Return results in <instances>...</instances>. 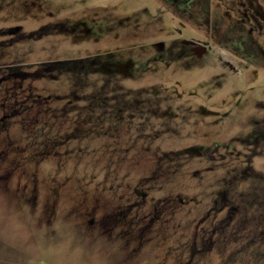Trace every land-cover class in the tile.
I'll list each match as a JSON object with an SVG mask.
<instances>
[{
  "label": "rangeland",
  "instance_id": "374dc122",
  "mask_svg": "<svg viewBox=\"0 0 264 264\" xmlns=\"http://www.w3.org/2000/svg\"><path fill=\"white\" fill-rule=\"evenodd\" d=\"M203 1L0 0V264H264V42L233 59ZM209 3L220 33L264 30V0Z\"/></svg>",
  "mask_w": 264,
  "mask_h": 264
},
{
  "label": "flooded vegetation",
  "instance_id": "af4514ba",
  "mask_svg": "<svg viewBox=\"0 0 264 264\" xmlns=\"http://www.w3.org/2000/svg\"><path fill=\"white\" fill-rule=\"evenodd\" d=\"M163 1H166L168 4H172V6L175 5L174 6L175 13L177 12V10H180L179 7L188 8L189 7L188 3L190 2V0H163ZM210 1L211 0H204L202 3H200L201 5L200 14H196V16L194 14H191L193 21L199 23L200 25L202 24L204 25L205 30L203 33L207 35L210 41H213L214 44L228 51V53L233 59L235 60L240 59L241 61H244L246 58L240 53L239 48L240 49L242 48V44L246 42V38H248V36L253 37L252 42H264V30L262 31V27H258L255 29V26L259 25L258 23H256V25L254 26V25H247L245 21H242L243 23L241 22V26L245 25V27H242L244 29H241L236 32H226L221 35L219 31V27H218L219 17L217 18L215 17L217 12L213 11V16H211L212 10H211L210 3H209ZM228 9H231V7L228 6ZM177 18H180V17H177ZM241 18H243V14ZM184 23L189 24L190 20L188 22L186 20L184 21ZM184 41L188 43L187 45L188 53L198 58L200 61L203 58H205L206 55L211 53L210 45H204V47H202L201 44H199L198 42L192 39H186ZM206 41H207L206 39L205 40L202 39V42H204L203 44H205ZM232 51H235V52H232ZM253 122L255 126H260L261 121L259 119H255L253 120ZM254 138L258 140L260 136L256 135L254 136Z\"/></svg>",
  "mask_w": 264,
  "mask_h": 264
},
{
  "label": "trees",
  "instance_id": "16d2710c",
  "mask_svg": "<svg viewBox=\"0 0 264 264\" xmlns=\"http://www.w3.org/2000/svg\"><path fill=\"white\" fill-rule=\"evenodd\" d=\"M75 12V11H74ZM47 13L45 12L44 14H41L42 16V18L43 19H45L46 18V20H47V18H51V20L52 19H54V18H57V16H51V15H48L47 17L45 16ZM70 15V16H69ZM69 15H63V17L62 18H71V16H73V14H69ZM62 16V15H61ZM60 16V17H61ZM49 21V20H48ZM47 21V22H48ZM248 25V24H247ZM41 26V25H40ZM40 26H38V27H36L37 29H35V30H30V31H36V30H41V27ZM221 35L223 34V33H220ZM88 62H87V64H91V65H94L95 63H94V61L96 60V58L93 56V57H91V56H88ZM67 61L66 60H61V59H57V60H53L52 62H50V63H48L46 66H52V65H57V63H66ZM94 63V64H93ZM8 64L9 65H13L14 64V67L15 68H19V69H14V71L13 70H11L10 72L12 73V75L13 74H15L16 72H18V73H27L28 71H31L30 69H28V70H26V66L25 65H29L30 63H28V62H24V63H22L21 61H15V63H11V62H9V63H5V64H3V65H5V67L6 66H8ZM65 65V64H64ZM0 66H2V64H0ZM43 66H44V63H43ZM33 67H36V66H34V65H32V67L31 68H33ZM100 70H102V68L100 69ZM5 72H6V75H8L9 77H13L12 75H10L9 73L10 72H8L7 70H5ZM96 72H100V71H96ZM109 72V71H108ZM102 73V72H101ZM110 73V72H109ZM2 78H4V76L2 77ZM2 78L0 79V81L2 80ZM17 78V77H16ZM14 81H15V79H14ZM10 85H8V84H6L4 87H2L1 85H0V93H4L5 91L7 92L8 90H10ZM4 89H7V90H4ZM63 93L64 92H62V93H60L59 95H63ZM49 93H45V92H41V91H36V93H35V95L36 96H39L41 99H45L46 98V96H49L48 95ZM65 94V93H64ZM10 105V104H9ZM8 104H7V106H9ZM251 122H253L252 120L251 121H249V124H250V126L251 125H253V126H255L254 125V122L253 123H251ZM73 128V127H72ZM74 129V128H73ZM57 133V132H56ZM64 140V138L62 137V131H58V133H57V136H55L54 138H52V141L51 142H49V145L47 144V146H46V150L43 152V153H46V152H56L57 150H55L56 148H54V146L56 145V144H58V143H60V142H62ZM242 141H243V138L242 137H240V136H234L233 138H232V140L230 141V142H232V143H230L231 145H233V143H234V145L235 144H237V143H239V145H242L241 143H242ZM229 144V143H228ZM227 144V147L229 146ZM231 145H230V147H231ZM219 146V145H218ZM224 146L226 147V144H224ZM238 146V145H237ZM220 149V148H219ZM164 163H167L168 164V162H167V160L164 162ZM247 173V172H246ZM159 178H162L158 173L157 174H155V173H148L146 176H144L143 177V181L144 182H146V180H150V181H152V182H155L157 179H159ZM164 178H165V176H164ZM236 178H239V175H238V177H236ZM149 181V182H150ZM170 201H171V204H172V208H175V207H178L180 204H184V202H185V198L184 197H182V196H180V195H176V194H174L173 196H167L166 198H164L162 201H159V206H161V205H163V207L164 208H166L167 207V205L170 203ZM114 213H116V212H114ZM151 219L149 218V221H150ZM148 221V220H147ZM147 221H145V223H148L149 224V221L147 222ZM211 239H209L208 241H210ZM208 241L206 240V238H204L203 237V241L201 242V241H199V239H194V242H193V247H192V251H194V249H195V247L196 248H202V245L203 246H209V243H208Z\"/></svg>",
  "mask_w": 264,
  "mask_h": 264
}]
</instances>
